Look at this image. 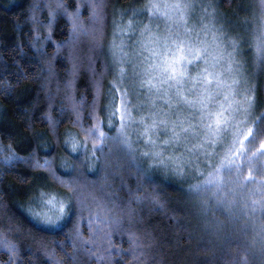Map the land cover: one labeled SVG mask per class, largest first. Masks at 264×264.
I'll list each match as a JSON object with an SVG mask.
<instances>
[{
    "label": "trees",
    "instance_id": "trees-1",
    "mask_svg": "<svg viewBox=\"0 0 264 264\" xmlns=\"http://www.w3.org/2000/svg\"><path fill=\"white\" fill-rule=\"evenodd\" d=\"M206 1L222 26L253 25L257 36L258 0ZM150 3L0 0V264H264V208L253 204L264 203V157L252 155L264 143V75L249 81L251 107L234 102L204 167L163 173L118 142L113 96L131 88L119 69L130 75L138 38L121 37L129 52L117 59V80L110 45L116 27L122 35L152 17ZM246 115L261 135L249 144L247 129L237 158ZM230 148L238 170L221 167ZM211 171L224 175L213 192Z\"/></svg>",
    "mask_w": 264,
    "mask_h": 264
},
{
    "label": "snow or ice",
    "instance_id": "snow-or-ice-1",
    "mask_svg": "<svg viewBox=\"0 0 264 264\" xmlns=\"http://www.w3.org/2000/svg\"><path fill=\"white\" fill-rule=\"evenodd\" d=\"M260 3L262 8H264V0H260ZM192 6L191 0H174L172 3L163 4L150 3L147 11H150L153 17L162 18L166 21H172L174 17H178L177 27H170L164 36H154L151 33V29L145 26V31L148 32L147 43L144 41L138 42L141 52L137 55L136 60H132L129 63L133 76L140 78V85L146 89V94L155 95L170 110L175 109L178 112L180 108L188 109L192 113V119H196L197 123L193 125L190 121L180 120L178 115L175 121H170L165 119V117L169 116V113L155 112L152 114L151 124H145L143 118L140 121H136L132 116L133 106L128 99L127 90L121 93L119 88H117V94L113 96V111L111 115L121 121L118 142L130 153L127 129L132 124L141 125L143 131L138 133V138L150 150L143 151L140 155L149 159H157L161 165L164 164L165 159L168 160L169 164H173L177 159L172 156L165 158L162 152L163 146L175 145L180 142L182 137L195 135L196 129L211 133L214 136L221 131L222 125L226 126L229 123L225 116V112L228 109L220 106L213 111L215 95H219V93L214 95L213 89H219L223 83L220 73L215 71L222 58V53L219 52L220 44L217 42L220 37L216 34L219 30L215 29L214 26L205 25L204 29L201 30L204 35L201 36V32L194 33L191 28L187 27L186 14ZM181 24L184 25L182 32L179 30ZM144 34V32L140 33L142 37ZM209 35L211 37L210 40ZM114 47H121V45H114ZM233 48H235V45H233ZM258 48L264 51V31L261 33ZM144 53H147V55H144ZM189 65H195L197 68L203 65L197 77L188 75ZM124 77L125 70L120 68L119 78L123 80ZM228 87L231 88V85ZM189 97L192 98L190 99ZM173 100L176 101L175 105ZM225 100H227V97H225ZM245 103H247L248 107L252 106L251 96L245 97ZM210 105L213 107H210ZM156 116H159L160 119L157 120ZM186 123L188 124L187 127H185ZM158 128L169 136V139L162 141L161 144H158L157 140L153 139V136L158 137L159 135L157 132ZM93 131H96V129ZM260 135V129H257L254 134L249 128L244 139L248 140L249 144H252L256 142ZM101 137H103V133H100L97 139ZM249 137H251L250 140ZM237 143H239L240 147L236 148L235 152L237 158H239L244 156V144L243 141L239 140ZM187 151L191 152L192 149H187ZM252 155L264 157V143ZM229 165L237 167L238 170L235 160L229 159ZM175 170L179 172L180 166L177 165ZM255 180L256 177L251 173L245 178L247 183H254ZM210 183H216V181H210ZM253 204L264 208V203L260 201H253ZM47 223L53 224L54 222L48 220ZM259 231L264 233V222L259 224ZM261 250L264 251V238L261 241Z\"/></svg>",
    "mask_w": 264,
    "mask_h": 264
},
{
    "label": "rangeland",
    "instance_id": "rangeland-1",
    "mask_svg": "<svg viewBox=\"0 0 264 264\" xmlns=\"http://www.w3.org/2000/svg\"><path fill=\"white\" fill-rule=\"evenodd\" d=\"M156 2L163 4L172 3L174 2V0H156ZM191 3L193 6L186 14L187 27L191 28L194 33L201 32V36L204 35L201 30L204 29L205 25L209 27L214 26L215 29L219 30L216 34L220 37V40L217 42L220 44L219 52L222 53V58L220 60V63L217 65L215 71L220 73L225 80H222L223 83L221 84V87L219 89H213V94L215 95L216 93H219V95H215V107H213L212 105H210V107H213V111H215L216 108L220 106H223V108L228 109V111L225 112V116L228 119V117L230 116L233 117V112L236 111L235 108H233L234 102L242 99L245 100V97L251 95L250 86H252L253 84L249 83V81H253V76H255L258 72L264 75V51L258 48V45L260 44L261 33L262 31H264V21L261 19V21L263 22L259 23V28L257 27L256 37L253 25L252 27L247 28L246 24L245 29L244 26H241L236 22L226 20H223V22L225 28L228 29V31L223 32L222 29L224 28V26H222L223 24H221L222 21L220 22V20L222 19L216 16L215 11L210 8V4L206 0H191ZM258 3H260V0H258ZM260 7L261 6H259L258 11H256V14H259V12H261ZM205 9H207V11H205ZM257 16L258 23L260 17L259 15ZM177 23L178 17H174L172 21H166L162 18L152 16L146 22H135L131 26L130 30L129 24L122 35L117 34L116 27L110 45L111 58L116 66V68L114 69L116 80L117 59L125 58L126 54L129 52V50H125V45L123 44L124 39H122L121 37L126 36V33L128 31V34L132 32L136 35V37L138 38V41H136V43L138 44V55L141 52L138 42L144 41L145 43H147L148 32L145 31V26L151 29L152 35L164 36L167 34V31L170 27L176 28ZM183 27L184 25L182 24L179 27V30L181 32L183 31ZM141 32L145 33L143 37L140 35ZM244 34L245 41L242 37ZM210 39L211 37L209 35V40ZM242 44L244 45L243 48L247 47L248 50L247 57L244 59V61L242 57H239V51L237 52L236 50L238 49L241 51ZM114 45H121V47H114ZM233 45H235V48H233ZM137 55L134 60H136ZM144 55H147V53H144ZM197 64H199V62H197ZM202 68L203 65H200L199 68H197L195 65H189L188 75L192 77H197ZM124 78L126 85L131 86V88H128V99L130 101V104L133 106L132 116L135 118L136 121H140L141 118H143L144 121H148L150 118H152L153 113L166 112L169 113V116L165 117V119H168L170 121H175L178 115L180 120L190 121L193 125L197 123L196 119H192V113L188 109L180 108L178 112H176L175 109L170 110L161 99H159L155 95L146 94V89L142 88L140 85V78L133 76L132 69L130 75L126 74ZM229 85H231V88L228 87ZM252 95L254 96V93H252ZM225 97H227V100H225ZM189 98L191 99L192 97ZM173 104H176L175 100H173ZM153 105H155V107H153ZM229 113L231 114L229 115ZM155 118L160 119L159 116H156ZM247 119L248 117L246 115L243 119L242 126L240 128V133H238L239 141L243 138L244 134L248 129L247 122L249 120ZM187 126L188 124L186 123L185 127ZM228 128L229 126L227 125L225 129ZM127 131L129 133V145L131 147L130 149H132L131 153H134L133 157L134 155L136 157H143L142 155H140V153L143 151H149L150 149L141 142L140 138H138V133L143 131L142 126L139 124H132L131 127L127 129ZM225 131H220L221 134L219 133L218 135L217 133L214 136L211 133L204 132V137L199 142V137L197 135L198 131L196 129L195 135L182 137L180 142L175 145L163 146L162 152L165 158L169 156L177 158L173 164H169L167 159H165L164 164L161 165L158 163L157 159H149L147 157L144 158L148 160L150 166H153L154 163H156L158 165V170L163 173L172 172L177 175H180L183 169V164L195 168L197 164L199 165V167H204L208 162H210L212 157L217 152L216 148H218L220 144L217 138L221 135L226 134ZM91 138L94 139L92 135ZM153 139H156L158 144L162 143V141H158V138ZM100 140L103 141V144H105L106 142L108 144L107 139L101 137ZM113 140H115V143L117 145V135L113 138ZM187 149H192V151L189 152L187 151ZM232 150L233 148H230L226 152L225 157L222 159L221 167L231 166L229 165V159H234V157H232L233 155L231 156ZM177 165L180 166L179 172L175 170ZM212 172L213 171H211V173ZM223 178L224 175H222L221 172L212 173L207 180V189L214 191L215 188L219 186ZM210 181H216V183H210Z\"/></svg>",
    "mask_w": 264,
    "mask_h": 264
}]
</instances>
